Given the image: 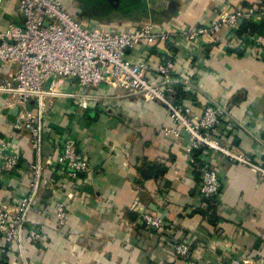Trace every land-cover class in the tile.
<instances>
[{"label":"crops","instance_id":"0c3cea01","mask_svg":"<svg viewBox=\"0 0 264 264\" xmlns=\"http://www.w3.org/2000/svg\"><path fill=\"white\" fill-rule=\"evenodd\" d=\"M70 13L74 0H62ZM261 0H135L137 15L122 22L89 23L88 29L132 32L143 24L172 34L168 43L139 44L125 58L154 68L171 58L179 84L181 104L202 115L208 102L220 104L226 114L213 131L223 147L242 153L264 168V55L250 45L239 47L223 28L213 39L189 41L183 31L215 22L222 11L256 6ZM71 14V13H70ZM87 18V17H86ZM17 0L0 2V31L21 25ZM259 36V33L256 34ZM16 66L0 67V84ZM57 89L73 97L45 99L42 115L43 163L59 153L66 137L89 161L90 170L75 181L44 164L46 184L33 204L26 230H37L41 240L20 251L0 235V264H223L232 258L260 259L264 264V180L247 166L233 163L214 150L195 151L198 163L216 171L221 183L215 198V222L200 213L206 207L198 193L199 176L188 163L191 143L181 130L178 140L162 130L173 126L166 108L145 102L106 84L85 91L75 80L60 78ZM91 93L94 97L83 100ZM30 107L35 109L34 100ZM17 116L10 95L0 93V144L20 155L25 174L34 160L26 131L14 130ZM163 170V172H161ZM21 175H0V205L16 204L26 193ZM137 200L138 212L130 210ZM68 214L63 230L54 228V205ZM159 216L161 228H146L140 214ZM183 242L191 256H175L173 246Z\"/></svg>","mask_w":264,"mask_h":264},{"label":"built area","instance_id":"2783aa9c","mask_svg":"<svg viewBox=\"0 0 264 264\" xmlns=\"http://www.w3.org/2000/svg\"><path fill=\"white\" fill-rule=\"evenodd\" d=\"M17 4L22 24L9 25L0 31V67L16 66V71L0 84V93L11 96L13 107L17 108L12 127L26 131L34 160L24 174L20 168V155L7 144H0V175H21L27 180L25 196L19 202L0 205V235L7 245L15 242L22 251L24 246L41 240L37 230H26V224L28 214L33 204L40 200V190L46 184L44 164L54 172H63L71 181L90 170L88 159L78 151L77 143L71 137L62 141L54 158L43 163L41 121L45 99L73 97L58 91L60 78L75 80L85 91L106 84L126 94L140 96L145 102H158L164 106L173 126L163 129L162 136L178 140L183 130L190 137L187 160L198 173V193L202 201L215 200L221 183L216 171L198 163L194 157V152L201 147L251 168L264 180V168L253 164L242 153L223 147L213 137V131L226 114L220 104L208 102L199 116L181 104L179 84H188L189 81L188 78L175 80V63L171 58L155 66L153 75L157 81L149 78L148 63H135L125 58L126 51L139 44L168 43L173 37L168 31L152 24H143L127 33H113L103 28L90 30L65 9L62 0H17ZM250 20L264 26V6L222 11L211 25L183 31L181 35L189 41L198 37L213 40L223 28H227L239 47L253 45L264 55V28L259 36L238 33L242 22ZM81 98L90 100L94 97L86 93ZM31 100H34L35 109L30 107ZM139 208L137 200L130 205L131 211L138 212ZM54 217L55 229L67 225L69 214L63 203H55ZM140 218L146 228L157 229L164 225V220L156 215L142 213ZM173 252L184 260L191 256L190 247L183 242L176 243ZM227 264L241 263L234 259Z\"/></svg>","mask_w":264,"mask_h":264},{"label":"rangeland","instance_id":"374dc122","mask_svg":"<svg viewBox=\"0 0 264 264\" xmlns=\"http://www.w3.org/2000/svg\"><path fill=\"white\" fill-rule=\"evenodd\" d=\"M75 4L70 8V13H82L89 23L99 25L101 23L122 22L132 15H137L135 0H74ZM63 230V228L57 229ZM232 258L231 260H234ZM239 260V259H236ZM241 264H263L260 259L246 258L239 260ZM227 264V263H223Z\"/></svg>","mask_w":264,"mask_h":264},{"label":"trees","instance_id":"16d2710c","mask_svg":"<svg viewBox=\"0 0 264 264\" xmlns=\"http://www.w3.org/2000/svg\"><path fill=\"white\" fill-rule=\"evenodd\" d=\"M260 6H264V0H261V3H259L255 7L254 6L248 7L247 6L246 8L258 9ZM263 28H264L263 25H257L254 20L244 21L240 25L238 33L240 35H242V34L256 35L258 33H261ZM178 94L181 96V92H178ZM194 157H195V152H194ZM161 172H163V170ZM203 203L206 205V207L201 209L200 213H202L203 215H207L209 217H212L213 219L210 222H215L216 221V217H215L216 207H215L214 200L213 201L204 200Z\"/></svg>","mask_w":264,"mask_h":264},{"label":"water","instance_id":"95a60500","mask_svg":"<svg viewBox=\"0 0 264 264\" xmlns=\"http://www.w3.org/2000/svg\"><path fill=\"white\" fill-rule=\"evenodd\" d=\"M14 110L16 111V113H17V108H14Z\"/></svg>","mask_w":264,"mask_h":264}]
</instances>
